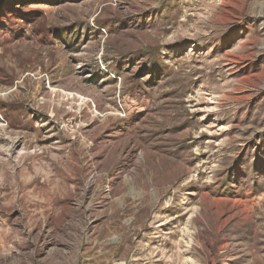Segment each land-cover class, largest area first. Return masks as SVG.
Listing matches in <instances>:
<instances>
[{"label":"rangeland","instance_id":"rangeland-1","mask_svg":"<svg viewBox=\"0 0 264 264\" xmlns=\"http://www.w3.org/2000/svg\"><path fill=\"white\" fill-rule=\"evenodd\" d=\"M0 264H264V0H0Z\"/></svg>","mask_w":264,"mask_h":264},{"label":"bare ground","instance_id":"bare-ground-1","mask_svg":"<svg viewBox=\"0 0 264 264\" xmlns=\"http://www.w3.org/2000/svg\"><path fill=\"white\" fill-rule=\"evenodd\" d=\"M76 118H77V117H76ZM80 130H81V128H80ZM80 138H82V137H80V135L77 134V135H76L75 143H79V142H80V140H79ZM83 139H84V138H83ZM83 139H82V142L85 141V140H83ZM12 145H13V147H12V149H11L10 152H11V153H14V148L17 146V144H14V143H13ZM91 151H93V149H91ZM96 155L99 156V153H97ZM91 156L93 157V156H95V154H92ZM59 163H60V162H59ZM60 164H61V163H60ZM35 182H37V184H38V174H37V176H36Z\"/></svg>","mask_w":264,"mask_h":264}]
</instances>
